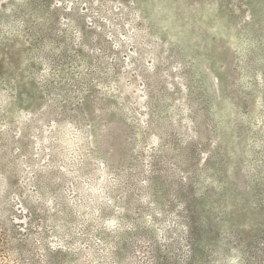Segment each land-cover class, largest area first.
I'll return each mask as SVG.
<instances>
[{
  "label": "rangeland",
  "instance_id": "obj_1",
  "mask_svg": "<svg viewBox=\"0 0 264 264\" xmlns=\"http://www.w3.org/2000/svg\"><path fill=\"white\" fill-rule=\"evenodd\" d=\"M0 264H264V0H0Z\"/></svg>",
  "mask_w": 264,
  "mask_h": 264
}]
</instances>
